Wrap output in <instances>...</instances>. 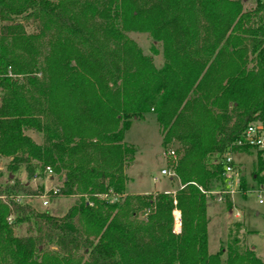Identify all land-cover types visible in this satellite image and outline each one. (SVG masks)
Returning a JSON list of instances; mask_svg holds the SVG:
<instances>
[{
    "label": "trees",
    "instance_id": "1",
    "mask_svg": "<svg viewBox=\"0 0 264 264\" xmlns=\"http://www.w3.org/2000/svg\"><path fill=\"white\" fill-rule=\"evenodd\" d=\"M243 2L0 0V157L9 159L0 264H264L237 239L225 261L224 247L208 250L207 192L227 187L222 157L264 120V2ZM25 22L39 31L27 34ZM134 31L162 44V68L129 39ZM152 112L162 145H180V188L130 196L136 148L125 133ZM254 153L262 184L264 158ZM47 168L62 176L56 195L78 197L63 214L36 209L44 187L17 178H44ZM23 195L33 199H10Z\"/></svg>",
    "mask_w": 264,
    "mask_h": 264
},
{
    "label": "rangeland",
    "instance_id": "2",
    "mask_svg": "<svg viewBox=\"0 0 264 264\" xmlns=\"http://www.w3.org/2000/svg\"><path fill=\"white\" fill-rule=\"evenodd\" d=\"M243 1L246 10L257 7L260 2V0ZM4 24L0 19V32ZM200 24L202 36H204L206 22L202 20ZM24 25L27 34H35L39 31L37 22H25ZM128 37L140 47L145 56L152 57L153 63L158 69L163 67V46L161 43H154L152 37L147 33L134 31L128 33ZM48 39L49 36L44 41L46 42L45 50L48 48ZM25 133L37 144H43L46 138L42 133L33 131ZM124 141L136 148L134 163L126 170L130 179L126 186L127 195L135 196L140 193L155 195L157 192H172L174 194L180 188V180L176 175L180 145L177 142H172L168 146L162 145V135L154 112L146 114L143 120L133 121L130 130L125 133ZM172 150L176 153L175 159L169 157ZM234 159L241 169L242 180L244 178L246 180V193L240 191V193L231 196L229 198L232 204L230 209L226 207V201L219 202L215 195H207V209L210 217L208 250L210 254H215L224 247L225 252L221 258L222 261H225L228 245L234 243L233 239H237L240 241L241 248H250L264 263V205L258 203V184L252 175L257 162L256 155L254 152L252 154H236ZM6 164L7 160L0 162V186L6 185L9 180ZM162 169L169 170L172 173L171 176L162 175ZM26 177L24 171L17 175L20 182H29L33 188H38L41 185L44 187V192L48 193L62 185V176L58 174L46 175L44 178L33 181H27ZM217 191L221 190L209 192ZM50 193V203L47 206L43 205L41 198L31 200L36 209L48 210L55 215L63 214L78 200L76 196H52ZM139 217L145 219L146 215L142 212ZM24 229L25 227L21 228L22 235L25 233Z\"/></svg>",
    "mask_w": 264,
    "mask_h": 264
},
{
    "label": "built area",
    "instance_id": "3",
    "mask_svg": "<svg viewBox=\"0 0 264 264\" xmlns=\"http://www.w3.org/2000/svg\"><path fill=\"white\" fill-rule=\"evenodd\" d=\"M235 148L237 150L234 152L232 148H229L228 151L223 155V163H224V171L223 174L227 178V187L225 189H221V191L217 192H207V195L210 194L215 195L219 202L226 201L227 197H231L240 193L241 191V183H242V175L241 169L238 165V162L234 159L236 154H243L238 152V150H249L254 152H260L262 157L264 158V120H258L252 122V124L248 125L247 129L243 132V134L236 140ZM169 157L172 159L176 158L175 151H170ZM8 161L9 159H4L0 157L1 161ZM47 175L52 176L53 171L51 168H47ZM161 174L164 176H171V172L167 169H162ZM258 184V203L260 205H264V183ZM59 188H56L51 191L53 196H56ZM242 192V191H241ZM50 193V192H49ZM48 192H44L38 199H42L43 205L47 206L50 202V196ZM50 193V194H51ZM246 193V192H245ZM10 199H13L16 203L23 204L26 199H33V197L28 196H15ZM9 199L1 196L0 201L9 202ZM174 215V233L180 234L182 232V215L179 210L176 208L173 212ZM8 222L11 224L13 222V216L8 218Z\"/></svg>",
    "mask_w": 264,
    "mask_h": 264
},
{
    "label": "water",
    "instance_id": "4",
    "mask_svg": "<svg viewBox=\"0 0 264 264\" xmlns=\"http://www.w3.org/2000/svg\"><path fill=\"white\" fill-rule=\"evenodd\" d=\"M159 160L161 161V160H162V158L160 157V158H159Z\"/></svg>",
    "mask_w": 264,
    "mask_h": 264
},
{
    "label": "crops",
    "instance_id": "5",
    "mask_svg": "<svg viewBox=\"0 0 264 264\" xmlns=\"http://www.w3.org/2000/svg\"><path fill=\"white\" fill-rule=\"evenodd\" d=\"M141 194V193H140ZM136 195V194H135Z\"/></svg>",
    "mask_w": 264,
    "mask_h": 264
}]
</instances>
